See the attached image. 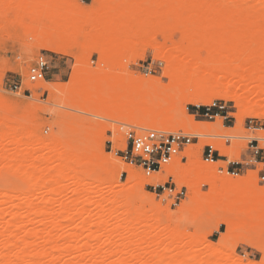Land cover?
I'll list each match as a JSON object with an SVG mask.
<instances>
[{"label":"bare ground","instance_id":"6f19581e","mask_svg":"<svg viewBox=\"0 0 264 264\" xmlns=\"http://www.w3.org/2000/svg\"><path fill=\"white\" fill-rule=\"evenodd\" d=\"M75 2L15 0L12 4L10 0H0V7L5 18L13 14L12 19H7L8 27L34 39V47L78 61L91 52H98L109 61L117 49L127 45L133 50L137 46H150L159 57L161 45L155 36L163 34L169 44L166 56L169 68L163 76L170 84L164 86L160 79L152 77L139 84L119 80L105 85L103 76H85L74 66L70 82L65 86L48 81L28 85L32 92L47 91L50 104L64 97L65 101L82 103L101 118H123L141 129L167 134L184 132L203 140L207 135L230 130L222 127L220 119L214 127L195 123L185 104L201 107L211 105L216 99L233 100L237 114L233 115L236 123L231 131L239 130L247 118L264 116V95H261L264 94V28L259 26L264 22V0H94L92 6L84 8ZM233 76L238 78V85L228 79ZM35 100L22 107L24 116H16L19 105L10 104L0 94V164L11 166V171L15 169L27 186L22 196H0V264H228L223 252L231 239L255 248L245 233L264 230V189H254L250 185L252 177H219L214 172L218 163L208 165L192 158L187 167L177 160L165 173L142 175L123 160L92 148L94 137L82 125L75 127L72 134H55L52 139L39 134L36 127H30V117H36L44 107L36 103L37 96ZM259 142L264 146L263 134ZM224 155L229 159L238 157V153L229 149ZM97 169L108 178L113 169L126 172L128 182L137 181L139 188L146 184L155 186L172 176L192 193L181 213L187 207L192 208L202 218L226 225V233L217 245L208 243L198 249L192 238L195 236L187 235L186 239V235L182 237L169 227L163 228L157 219L163 208L153 198L141 196L138 189H122L118 193L122 200L116 201L115 208L116 198L105 202L95 200L99 198H96L100 193L97 190L102 191L112 183L107 177L96 176ZM64 181L75 187V198L72 196L73 201L71 198L70 203L54 210L52 206L63 193ZM201 181L214 188L211 195L201 194ZM35 195L44 196L36 198L35 203L31 200ZM95 217L109 218L112 225L92 223ZM74 222L79 233H88L84 232L87 236L83 243L73 248L76 240L72 239L84 233L79 234L75 226L73 233L67 231V241L62 236ZM100 231L117 239V243L113 240L117 251L111 250L112 256L97 255L98 248H93L90 242L97 241ZM183 238L185 242L180 243ZM160 245L165 246L163 253L153 251L144 260L131 254L135 248L158 249ZM168 251L176 254L168 255ZM125 253L130 254L125 257ZM229 264L263 263L240 257Z\"/></svg>","mask_w":264,"mask_h":264},{"label":"rangeland","instance_id":"374dc122","mask_svg":"<svg viewBox=\"0 0 264 264\" xmlns=\"http://www.w3.org/2000/svg\"><path fill=\"white\" fill-rule=\"evenodd\" d=\"M10 1L13 4L15 0H10ZM75 1L82 8L90 7L94 4V0H74V2ZM2 11L4 10H2V8L0 7V13ZM3 14L1 13L0 17L4 16ZM12 16L13 14L11 13L10 15H8L7 18H5V16L0 18V27L2 28L3 26V29L0 28V89H1L0 94L6 97L10 104L19 105L16 111V116H24V110H23L24 107L30 101H36L35 97L37 96L38 101L36 103L41 105L42 108L43 107L44 108L42 111L37 112L36 117H34L35 115L33 117L32 116L30 117L31 118L30 127L31 128L36 127L35 130L38 129L37 131L39 132V134L47 138L50 137L52 139V137L55 134L57 135L58 134L69 135V133L72 134L73 131L75 130V127H77L78 125L79 126L82 125V127L85 130L89 131L94 137V139H92L91 141L92 148H95L97 152L103 153L106 156L113 155L115 158L123 160L126 165H131L129 164L128 161L124 159L125 155L123 153L124 151L129 150L127 143L126 145H124V143L126 142V132L129 130H133L141 134V133H145V131L154 130V129L151 128L141 129L139 126H136L131 122H129L128 120L126 121L123 118H115L114 120H108L105 118L98 117L94 111L90 110L89 108L83 107L82 103L76 104L75 102H72L70 100L65 101L64 97H63L64 99L62 98V100H57V102L54 105L50 104V100H51L50 96L47 91H45L47 92L45 94L42 93L44 90H36L32 92V95L30 96L29 94H24L22 92L20 93L15 92L12 90L11 87L13 84H20V83H23L24 86H27L29 69L36 62V60L40 55H44L50 61V68H53L50 71V73L57 75L55 78H53V81H49L48 79L46 81L60 86L62 85L65 86L70 82V78L73 73L74 66H78L79 67L78 69L81 70L83 75L85 76H90V75L103 76L106 80L105 85L117 83L119 82V80L120 81L126 80V82H135L139 84L143 80H148L149 78L153 77L156 79H160L162 85L168 86L170 84V80L164 77L163 73L166 68H169L168 63L166 61L169 44L165 41L163 34H162L163 37L160 36V34L158 36H155L157 42L159 41V44L161 46H159V44L157 45L156 40L154 41L155 42L154 45H157V47L158 46L161 47L159 57H157V53H156L157 50H155V48L153 49L150 46L149 47L137 46L133 50V48H131L130 45L129 46L127 45L126 48L117 49L115 55L109 57L110 59L109 61H107L104 57H102V55L98 52L88 53L85 57H83L78 61L77 59L75 58L73 59V57L67 55L55 54L51 51L38 49L34 47V43H35L34 39H32L29 36H24L20 31L16 30V28H11L10 26L8 27L7 21L9 19H12ZM259 26L264 28V22L259 24ZM174 39L177 40L178 36L175 37ZM129 40H131V38H129L128 41ZM127 44H130V42ZM191 65L193 68H197L195 64H191ZM25 71H27L26 74ZM236 78L237 77L233 76V78L230 77L228 79L233 80V82L231 81L233 85L234 84L238 85V83L236 82V80L238 81V78L237 79ZM228 79L226 81H228ZM226 81L224 82L226 83ZM40 91L42 92L39 93ZM261 95L263 96L264 94ZM213 102L226 104L227 112L232 114L231 121L226 123L222 122V127L226 130L229 129L230 131L232 129H235L234 127L236 121L233 117L234 114H237L235 102L233 100L229 101V100H221V99H216ZM184 106L187 114L193 117L195 123H199L200 125L203 126H212V125L213 127L215 126L214 125L215 123L206 122L202 119H196L195 115L197 111V106L190 104H185ZM204 107L206 106H201L200 108L202 109ZM21 110L23 111L20 112ZM262 117L260 118L253 117V119L260 122L264 126V116ZM248 119H252V118L245 119L241 128L237 131L233 130L230 132L223 130V131H219V133L210 137L215 142H221V137L226 135L237 136V137L243 136L240 137L242 138L243 141L242 143H239V140L236 139L234 140L232 147L229 148V150H233L235 151V153H238V157L229 159L230 161L238 160L240 159L241 156L243 157V159H245L246 157L248 159L249 157L247 143L249 140L253 139V136L248 135L244 128L245 122ZM31 123L33 124L31 125ZM36 124L38 126H36ZM71 127L73 129H71ZM174 133L186 134L184 132L181 133L174 132ZM262 134L264 135V132H262L260 135ZM191 136H197V135H191ZM210 138L207 135V139ZM202 140L203 139L200 138V143H199L200 145L199 144L194 145L193 151L195 152L194 154L195 156L192 158V161H196V162L202 161L201 159L202 150H203L202 146H204V144L207 142L206 140H203L204 143L203 144ZM115 146L118 147L117 150L114 149ZM260 146L264 148V146H262L261 144ZM7 148L9 150L12 149L11 147L10 148L7 147ZM190 159L187 162L180 161L181 165L184 167L189 166L191 164ZM2 165H7V164L2 163ZM2 165L0 164V166ZM131 166L136 170L140 171L142 175H145L137 162H135V164ZM226 166L227 163L218 162L217 166H215L216 169L214 170V172L219 177L229 176L227 174H219L217 172L219 167H226ZM4 167H6V169ZM4 167L3 166L2 168L0 167V196L2 197L4 194H9L12 196H16L17 194H20V196H22L23 193H25L27 190V186L25 184L23 177L21 175H18L19 173L15 171V169L11 171L12 169H9L11 168V166L9 167V165H7ZM109 167L110 169H112L113 166L110 165ZM3 168L4 170L2 171ZM102 173L103 172H101L100 169H97L95 171L96 176L106 178L107 176L104 173L103 174ZM262 175H264V169L262 170V167L260 166H257L256 168L252 166L246 167L241 174V176L243 177L244 176L252 177V181L250 182V185L254 189H259V190L264 189V182H261L259 178ZM128 178L129 175L126 172L120 170L116 171L113 169L109 178L107 179L112 183L110 184V186L102 189V191L97 190L100 191V193H98L99 195L97 194L96 196V198L97 197L99 198L95 200L101 199V202H105L107 200H111V199L113 200L114 198H116V200L114 199L115 204L113 205V208H115L118 205L116 204V201L120 202L122 200L120 199L122 198V196L118 194L122 189H128V188H132V189L134 188L136 190L138 189L139 194L141 196L144 197L148 196L153 198L155 203L163 208V211L161 213L159 214L157 213L158 215L157 219L161 220L162 227L163 228L169 227L170 229L177 231L178 234L181 233V235L179 236L185 237L186 235V239H188V237L195 236L192 238L195 239L196 244L199 246L198 249L200 248L203 249V247L208 243L217 245L219 243L221 236L226 233V225L218 224L214 220L204 219L201 216L197 215V213L194 210H192V208L189 209L187 207L185 211L181 213L180 210L182 209L184 203L188 200L189 197H192L191 191L186 187L183 188L187 191L186 196L184 198L182 197V199H180L179 201L174 202L169 194L159 195L158 193H154L151 188L147 187V184L144 185L143 188L142 187L139 188V184L137 181L133 180V182H128ZM168 178L169 176H167V180H165V182L168 181ZM173 182L174 184L172 185L173 187H177V192L179 191L180 188L184 187L183 184L182 185L181 183L179 184L174 177H173ZM199 185H200L199 190L202 195L209 196L214 192V188L208 182L201 181ZM74 189L75 187L72 185L70 181H64L61 184V190L63 191V193L61 196L55 198L56 202L53 204L52 208L54 210H58L60 205L70 203L71 200L73 201L75 198L73 192ZM43 196L44 195H41V197L40 195L38 196L35 195L31 198V200L37 203L36 198L40 197L41 199ZM90 210H93V208L90 207ZM94 213L95 212H93L92 215ZM152 214L153 213H151V215ZM91 222L92 223L103 222L108 225L110 220L109 218L97 219L95 217L91 219ZM74 223H71L70 227L64 230L66 234L64 233V236H62V240L65 241L68 240L69 237L67 236V234H69L67 232L68 230L69 232L72 231L73 233V229L77 228V232L80 231L78 230L79 228L76 226V223L75 224ZM110 224L112 225L111 222ZM109 226L108 229L111 230ZM93 230L95 229L93 228ZM82 232L84 233L85 231ZM60 233L62 234V232H59L58 234L60 235ZM85 233L81 237L79 235L77 238L74 237L75 239H72L73 242L74 240H76L75 243L71 241L73 243L72 244L73 248L74 246H77V244L81 242L83 243L85 237L87 236L86 234L88 232L86 234ZM97 235H98L97 237L98 242L94 241L96 242L97 245H95V243L92 240L90 241L93 244V248L95 247H96L95 249L98 248L97 252L95 251L97 255L100 254L102 255V257L112 256L113 252L111 250L117 251L115 250L117 249L115 248V246L117 247V244H115L117 239L114 236H112L110 233L106 234L105 232L104 234L103 231L102 232L100 231V233L98 232ZM245 235L249 236L253 240V242L255 243V248L246 246L244 244H237L234 239H231L229 244L226 245L223 252V255H225V257L227 258V263L229 264V262L235 261L237 258L241 257L246 260H251L256 263L264 264V230H260V229L249 230L245 233ZM201 237H202V241L200 239ZM184 239L185 238H183V240L181 239L180 243L185 242ZM113 240H115V242ZM164 247L165 246L163 245L160 248L158 247V249L155 247H149L144 249L135 248L136 250L132 251L135 253H131V252L130 253L137 254L141 256V258H143L142 260H144L148 258L150 255H152L153 251L163 253L164 251L162 250L164 249ZM98 251L100 253H98ZM109 252L112 253L110 254ZM115 253L116 252H114V254ZM130 253H125L124 256L127 257L129 256ZM166 253L168 255L176 254V252L174 253L173 251H168Z\"/></svg>","mask_w":264,"mask_h":264},{"label":"built area","instance_id":"2783aa9c","mask_svg":"<svg viewBox=\"0 0 264 264\" xmlns=\"http://www.w3.org/2000/svg\"><path fill=\"white\" fill-rule=\"evenodd\" d=\"M53 68H50V61L44 56L40 55L36 62L30 67L28 73L27 86L23 83L13 84L12 90L15 92H22L24 94L32 95V91L28 85L46 81L48 75ZM40 91L39 93H41ZM42 93H47L43 91ZM227 106L223 103L213 102L211 105L204 108L197 107L196 119H202L206 122L216 123L220 119L223 123L231 121V113L227 112ZM244 128L248 135H252L253 139L247 143L249 157L243 159L241 156L238 160L230 161L224 152L232 147L234 140L238 139L237 136L226 135L221 137V142H215L206 139L204 144L201 159L205 164L213 165L218 162L227 163L226 167H219V174H227L232 177L241 176L246 167L257 166L264 169V148L260 146L259 136L264 132V126L255 119H248L245 122ZM126 143L129 150L124 151V159L129 164L134 165L135 162L143 170L146 176L154 173H165V169L174 161L180 160L187 162L193 158L195 152L190 148L195 144L200 143L199 136H191L187 134H166L163 132H147L137 133L133 130L126 132ZM260 181L264 182V175L260 176ZM173 177L169 176L168 181L164 184L147 185L154 193L159 195L169 194L173 201H179L186 196L187 191L180 188L177 192V187H173ZM176 204V203H175Z\"/></svg>","mask_w":264,"mask_h":264},{"label":"crops","instance_id":"0c3cea01","mask_svg":"<svg viewBox=\"0 0 264 264\" xmlns=\"http://www.w3.org/2000/svg\"><path fill=\"white\" fill-rule=\"evenodd\" d=\"M56 76H57V75L50 73V74L48 75V80H49V81H53V78H55Z\"/></svg>","mask_w":264,"mask_h":264}]
</instances>
